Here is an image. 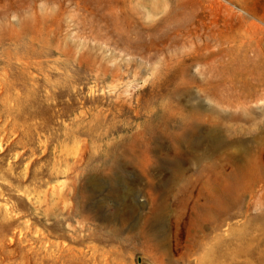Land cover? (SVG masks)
Returning a JSON list of instances; mask_svg holds the SVG:
<instances>
[{"label": "rangeland", "instance_id": "374dc122", "mask_svg": "<svg viewBox=\"0 0 264 264\" xmlns=\"http://www.w3.org/2000/svg\"><path fill=\"white\" fill-rule=\"evenodd\" d=\"M0 264H264V0H0Z\"/></svg>", "mask_w": 264, "mask_h": 264}, {"label": "water", "instance_id": "95a60500", "mask_svg": "<svg viewBox=\"0 0 264 264\" xmlns=\"http://www.w3.org/2000/svg\"><path fill=\"white\" fill-rule=\"evenodd\" d=\"M139 262H141V259L139 258Z\"/></svg>", "mask_w": 264, "mask_h": 264}]
</instances>
